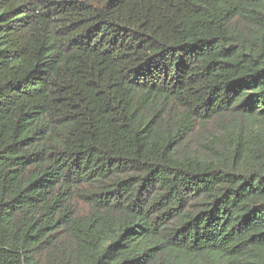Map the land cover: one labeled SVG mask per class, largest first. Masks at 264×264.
Returning <instances> with one entry per match:
<instances>
[{"label": "trees", "instance_id": "obj_1", "mask_svg": "<svg viewBox=\"0 0 264 264\" xmlns=\"http://www.w3.org/2000/svg\"><path fill=\"white\" fill-rule=\"evenodd\" d=\"M0 264H264V0H0Z\"/></svg>", "mask_w": 264, "mask_h": 264}]
</instances>
